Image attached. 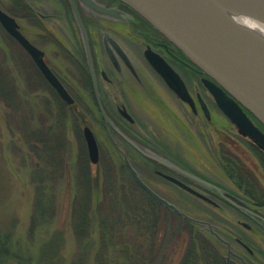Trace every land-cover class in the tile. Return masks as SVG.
Returning a JSON list of instances; mask_svg holds the SVG:
<instances>
[{"label": "flooded vegetation", "instance_id": "af4514ba", "mask_svg": "<svg viewBox=\"0 0 264 264\" xmlns=\"http://www.w3.org/2000/svg\"><path fill=\"white\" fill-rule=\"evenodd\" d=\"M0 11L42 52L45 65L72 98L71 104L62 101L66 108L84 112L87 106L77 97L90 96L94 109H103L109 120L105 123L108 139L123 161L125 158L134 170L135 163L147 169L158 186L164 181L180 189L165 175L204 197L189 194L205 206L203 235L224 264H264V126L241 108L263 139L243 136L205 86V81H214L119 0H0ZM0 30L12 44H20L1 23ZM35 44L56 49L59 70L52 67L51 53ZM150 60L169 68L177 78L168 74L166 81ZM148 107L156 111L154 121L160 129L156 140L147 138V130L136 115ZM158 112L167 114L175 124L172 127L185 134V155L174 152L173 144L163 140L162 131L168 129L162 128L163 117ZM144 152L173 162V156L178 155L187 162L182 163L187 173ZM143 161H148V166ZM174 169L188 175L189 180L175 175Z\"/></svg>", "mask_w": 264, "mask_h": 264}, {"label": "rangeland", "instance_id": "374dc122", "mask_svg": "<svg viewBox=\"0 0 264 264\" xmlns=\"http://www.w3.org/2000/svg\"><path fill=\"white\" fill-rule=\"evenodd\" d=\"M35 45L51 53L52 67L59 70L60 61L59 55H55L56 49H52L48 44ZM0 64H2V67L7 68L8 76L15 82V93L18 95V99H15L14 105L19 108L13 117L9 116L8 110L0 101V239L5 240L4 251H7L4 260L0 259V264H49L48 240L52 237L54 242L56 240L60 241V236H52L55 234L54 232H59L62 235L61 242L58 243V254L61 261H56V264H65L68 263L76 251V243L71 228V206L75 191L73 167L80 151L84 152L87 157L86 146L82 137L83 126L86 125L92 130L99 149V165L90 164L87 157L91 175L97 176L99 171L103 175L104 168L112 165L115 169L116 178L124 179L126 182L127 171L123 172L124 170L121 168L123 160L108 139L105 121L102 115L94 109L91 97H77L82 105L87 106V110L81 113L69 112V121L57 123L58 116L63 115L65 109L60 105V99L38 74L24 51L17 44H12L11 40L1 30ZM146 109L145 112H138L136 115L147 130V138L156 140L158 130H160L154 121L156 111L153 107ZM159 114L161 115V113ZM174 114H177L180 118V114ZM161 116L163 117L160 120L163 125L162 128L168 129V131H162L163 140L170 141L173 144L174 152L179 153L182 151L185 155L187 149L185 148L184 151L182 149V145L188 146L185 134L181 130L178 131L176 126L172 127L175 124L168 120L167 114L162 113ZM49 130L50 132H48ZM47 133L48 137L45 136ZM53 134H58L62 141L59 154L62 155L64 167L66 168L62 170L61 179L53 186L54 216L44 228H38L34 234H30L28 227L37 186L33 172L35 166L39 167L37 166L39 162L37 155L40 154L42 147V142L39 141L52 139ZM117 142L121 146L120 140H117ZM144 154L153 156L157 160L160 159L158 154L150 152H144ZM173 157H175L176 162L166 161L163 159L165 157L160 160L166 164L181 167L182 172L187 173L182 166V163L186 165L187 162L183 161L178 155ZM143 164L148 166L149 163L143 161ZM132 169L134 170V167ZM136 169L143 180L152 185L153 189L151 190L156 195L179 209L189 218L203 219L206 208L202 201L164 181L158 186L152 174L137 163H135V172ZM174 170L176 171V169ZM174 174L184 179L189 177L177 171ZM100 181L102 182V180ZM118 189H121V186ZM124 189L127 190V187H124ZM98 190L99 196L93 195V205L102 202L106 205L101 198L106 190L105 187L100 185ZM139 197L140 201L144 203V207L148 208L147 197H141L140 195ZM155 207L158 214L157 231L155 232L158 241V262L164 261V264H177L190 236L186 229V219L159 204ZM193 225L195 230H199V226ZM194 229L191 233L196 235ZM124 233L127 238H133L134 235L138 234L144 239L150 235L148 230L138 231V233H135L134 230H128Z\"/></svg>", "mask_w": 264, "mask_h": 264}, {"label": "water", "instance_id": "95a60500", "mask_svg": "<svg viewBox=\"0 0 264 264\" xmlns=\"http://www.w3.org/2000/svg\"><path fill=\"white\" fill-rule=\"evenodd\" d=\"M119 1L143 18L214 81H205V86L219 109L239 128L243 136L254 140L263 139L250 125L241 108L247 110L264 126V40L244 30L232 17L245 15L264 23V0ZM0 23L8 35L15 38L20 43L18 45L31 57L58 97L71 104L72 98L45 65L42 52L19 33L14 20L0 11ZM150 63L166 81L169 80L168 74L177 78L169 68H161L157 61L150 60ZM95 92L99 103L96 87ZM100 114L105 123L109 124L108 117L101 107ZM82 133L88 160L90 164L96 165L99 154L95 137L88 127H84ZM146 156L157 160L153 156ZM124 164L134 181L154 201L184 219H191L156 195L139 178L125 158ZM163 177L186 192L200 199L204 198L180 180L165 175Z\"/></svg>", "mask_w": 264, "mask_h": 264}, {"label": "trees", "instance_id": "16d2710c", "mask_svg": "<svg viewBox=\"0 0 264 264\" xmlns=\"http://www.w3.org/2000/svg\"><path fill=\"white\" fill-rule=\"evenodd\" d=\"M1 65L0 101L8 110V115L13 117L19 109L14 105L18 95L15 93V82L8 76L7 68ZM60 105L65 109L63 115L58 116L57 123H66L69 121L68 113L71 111L63 102H60ZM73 122L75 123L74 118ZM45 136L48 137V133ZM39 142H42L40 152L42 154L37 155L39 167L35 166L33 172L37 186L28 227L30 234H34L38 228H44L54 216L53 186L61 179L62 170L66 168L62 155L59 154L62 141L58 134H53L52 139ZM109 166L104 168L103 175L99 171L97 176H92L86 154L82 151L77 154L76 164L73 167L75 191L71 206V228L76 251L65 264H164V261V263L158 262V241L155 237L158 223L155 205L158 204L140 189L128 172L125 182L124 179H117L114 166ZM121 168L123 172L127 171L124 164ZM100 185L106 189L101 196L106 205L103 202L93 205V195L99 196ZM120 186L121 189H118ZM124 187H127V190ZM139 195L147 197L148 208L144 207ZM185 224L190 236L177 264H224L223 259L213 249V245L208 243L203 233L195 230L191 222L185 220ZM192 229L195 230L196 235L191 233ZM123 230H134L135 233L148 230L150 235L144 239L138 234L133 238H127ZM54 233L52 236H60V241L54 242L52 237L48 240L49 264L61 261L58 243L61 242L62 235L59 232ZM4 244L5 240L0 239L1 260H4L7 252L4 251Z\"/></svg>", "mask_w": 264, "mask_h": 264}, {"label": "bare ground", "instance_id": "6f19581e", "mask_svg": "<svg viewBox=\"0 0 264 264\" xmlns=\"http://www.w3.org/2000/svg\"><path fill=\"white\" fill-rule=\"evenodd\" d=\"M232 19L247 32L258 35L264 40V23L245 15H235Z\"/></svg>", "mask_w": 264, "mask_h": 264}]
</instances>
